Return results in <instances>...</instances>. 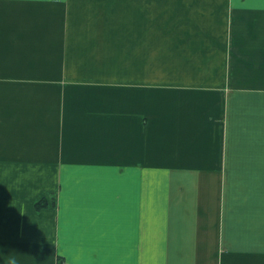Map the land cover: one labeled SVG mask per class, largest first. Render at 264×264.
<instances>
[{
	"label": "crops",
	"instance_id": "1",
	"mask_svg": "<svg viewBox=\"0 0 264 264\" xmlns=\"http://www.w3.org/2000/svg\"><path fill=\"white\" fill-rule=\"evenodd\" d=\"M0 264H264V0H0Z\"/></svg>",
	"mask_w": 264,
	"mask_h": 264
},
{
	"label": "trees",
	"instance_id": "2",
	"mask_svg": "<svg viewBox=\"0 0 264 264\" xmlns=\"http://www.w3.org/2000/svg\"><path fill=\"white\" fill-rule=\"evenodd\" d=\"M42 204H44V200H43V201H40V202L38 203L39 206L42 205Z\"/></svg>",
	"mask_w": 264,
	"mask_h": 264
}]
</instances>
